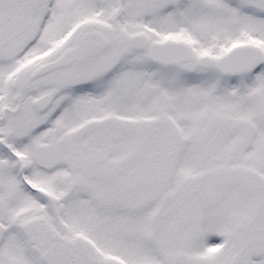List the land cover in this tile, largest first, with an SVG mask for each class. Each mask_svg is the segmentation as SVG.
<instances>
[{"label":"snow or ice","instance_id":"1","mask_svg":"<svg viewBox=\"0 0 264 264\" xmlns=\"http://www.w3.org/2000/svg\"><path fill=\"white\" fill-rule=\"evenodd\" d=\"M0 264H264V0H0Z\"/></svg>","mask_w":264,"mask_h":264}]
</instances>
